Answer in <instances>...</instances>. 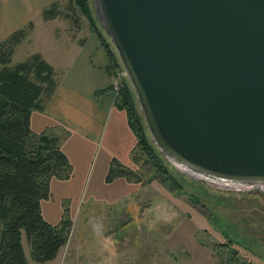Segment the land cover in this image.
<instances>
[{
	"label": "water",
	"instance_id": "obj_1",
	"mask_svg": "<svg viewBox=\"0 0 264 264\" xmlns=\"http://www.w3.org/2000/svg\"><path fill=\"white\" fill-rule=\"evenodd\" d=\"M146 130L192 176L264 186V0H93Z\"/></svg>",
	"mask_w": 264,
	"mask_h": 264
},
{
	"label": "rangeland",
	"instance_id": "obj_2",
	"mask_svg": "<svg viewBox=\"0 0 264 264\" xmlns=\"http://www.w3.org/2000/svg\"><path fill=\"white\" fill-rule=\"evenodd\" d=\"M87 2L95 16L93 0ZM56 3L59 14L54 19L42 23L39 17L38 24L29 22L25 26L21 40L9 46L6 65L25 61L39 53L37 50L52 52L57 43L53 39H60L62 46L70 34L86 38V51L93 52L90 63H109L84 15L70 8L69 0ZM96 24L115 52L101 23L96 20ZM76 46L72 43L61 49L63 57L59 58L57 72L53 70L56 84L67 83L79 67ZM115 57L109 71L110 89L118 94L129 81L116 52ZM45 98L41 93L40 100ZM164 158L146 163L132 161L131 169L139 180L133 181L131 195L123 200L110 203L85 195L79 201L61 200L62 210L67 207L71 217L66 243L54 259L40 263L32 260L23 233L29 264H264V186L235 187L229 182L192 176ZM57 199L53 194L43 200L42 213L50 210L53 217Z\"/></svg>",
	"mask_w": 264,
	"mask_h": 264
},
{
	"label": "trees",
	"instance_id": "obj_3",
	"mask_svg": "<svg viewBox=\"0 0 264 264\" xmlns=\"http://www.w3.org/2000/svg\"><path fill=\"white\" fill-rule=\"evenodd\" d=\"M56 4L55 1L42 10L43 20L59 14ZM69 7L78 9L87 19L111 62L106 64L110 71L116 61L115 52L98 28V19L92 15L87 0H69ZM25 30L24 27L14 31L0 43V63L3 64L0 69V264H29L22 245L23 233L32 260L42 263L54 259L66 243L71 225L67 207H63L56 223L46 220L41 208V202L51 195V178L68 179L71 164L59 146L57 135L48 129L36 133L30 126L32 110L42 109L41 93L48 98L56 87L53 68L39 53L12 67L6 65L11 52L9 46L19 42ZM115 105L125 111L136 139L131 150L132 161H162L164 157L146 131L129 83L116 94ZM116 177L132 182L139 180L131 168L112 159L105 181ZM167 178L170 179L168 175Z\"/></svg>",
	"mask_w": 264,
	"mask_h": 264
},
{
	"label": "crops",
	"instance_id": "obj_4",
	"mask_svg": "<svg viewBox=\"0 0 264 264\" xmlns=\"http://www.w3.org/2000/svg\"><path fill=\"white\" fill-rule=\"evenodd\" d=\"M55 1L0 0V43L29 22L38 24L36 18L40 17L43 23L42 10ZM74 36L68 35V40L64 39L67 43L62 46L60 39L53 37L57 43L52 52L37 50L54 72H57L60 56L63 57L61 49L76 43L75 50L79 51L75 74L67 83L57 82L53 93L44 99L42 109H33L30 117L34 132L48 129L57 135L72 168L68 179L51 178L50 197L56 194L58 205L51 213L53 217L50 210L46 214L43 210V215L53 222L61 216L63 199L79 201L85 195L89 199L115 203L133 191V182L123 177L105 181L112 159L132 167L131 150L136 139L125 111L115 105L116 93L110 89L111 75L106 60L99 65L90 63L93 52L86 51V38Z\"/></svg>",
	"mask_w": 264,
	"mask_h": 264
},
{
	"label": "built area",
	"instance_id": "obj_5",
	"mask_svg": "<svg viewBox=\"0 0 264 264\" xmlns=\"http://www.w3.org/2000/svg\"><path fill=\"white\" fill-rule=\"evenodd\" d=\"M113 88L116 90V86H113Z\"/></svg>",
	"mask_w": 264,
	"mask_h": 264
}]
</instances>
